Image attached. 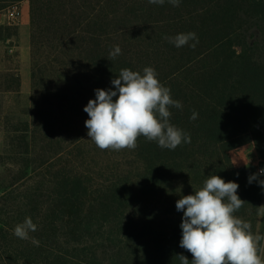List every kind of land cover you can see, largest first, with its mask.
Returning <instances> with one entry per match:
<instances>
[{"label":"trees","instance_id":"trees-1","mask_svg":"<svg viewBox=\"0 0 264 264\" xmlns=\"http://www.w3.org/2000/svg\"><path fill=\"white\" fill-rule=\"evenodd\" d=\"M23 1L0 0V12ZM28 1L31 119L9 124L0 148V264H180V254L191 264L176 201L213 174L238 183L234 215L257 234L264 175L249 177L264 169V0ZM189 32L198 42L180 48L164 38ZM10 35L18 28L0 25V40ZM145 67L182 103L170 123L191 142L169 150L141 136L135 149H99L84 107L96 89L115 90L121 69ZM2 79L0 92H20L18 74ZM26 217L38 246L13 234Z\"/></svg>","mask_w":264,"mask_h":264},{"label":"clouds","instance_id":"clouds-1","mask_svg":"<svg viewBox=\"0 0 264 264\" xmlns=\"http://www.w3.org/2000/svg\"><path fill=\"white\" fill-rule=\"evenodd\" d=\"M148 2L163 5L165 0ZM168 3L175 7L180 0H168ZM164 38L177 48L190 40L198 42L194 32ZM120 53L116 45L110 57L115 58ZM111 83L115 90L96 89V98L90 99L83 109L89 117L85 121L87 136L99 149H135L141 136L169 150L191 142L189 134L170 123V108H182V103L172 99L171 90L161 84L154 68L145 67L143 74L121 69ZM197 117L194 111L191 119ZM260 175H264V169L252 174L249 183ZM258 183L264 187V180ZM238 188V183L225 182L213 174L202 188L176 201L177 211H183L180 247L191 253V264H264L261 255L264 236L253 234L251 225L234 215L245 203L237 194ZM261 209L264 210V206ZM36 230L31 217H26L14 227L13 234L38 246L39 241L29 235ZM177 256L180 264H190L186 256Z\"/></svg>","mask_w":264,"mask_h":264},{"label":"rangeland","instance_id":"rangeland-1","mask_svg":"<svg viewBox=\"0 0 264 264\" xmlns=\"http://www.w3.org/2000/svg\"><path fill=\"white\" fill-rule=\"evenodd\" d=\"M28 6L25 13H23L22 8L16 9L12 6L0 13L7 14L9 11L14 12L9 22H5V17L1 15L0 25L12 24L18 28V36L15 37L10 35V39L0 40V83L3 81L2 76H5L7 72L18 74L21 82L19 93L0 92V148H2L4 144L6 129L9 124L18 121H29L31 119L32 60L31 10L29 1ZM24 26H26V28H23ZM7 34L8 33H5L4 36L7 37ZM257 36L264 48V28L260 32H257ZM65 83L72 90L79 87L77 82L72 79L66 80ZM254 156L255 155L248 153L245 155L242 162L244 164H250L254 161ZM1 171L2 168L0 167V172ZM262 206H264V197ZM257 234L264 236V210L261 212ZM261 244L264 245V241H261ZM261 255L264 256V249H262Z\"/></svg>","mask_w":264,"mask_h":264},{"label":"crops","instance_id":"crops-1","mask_svg":"<svg viewBox=\"0 0 264 264\" xmlns=\"http://www.w3.org/2000/svg\"><path fill=\"white\" fill-rule=\"evenodd\" d=\"M12 7H15L16 9L18 8H22V11H23V13H25V11H27V9H28V0H25V1H23V2H21L20 4H17V5H14V6H12ZM14 8V9H15ZM8 9V8H7ZM14 9H13V11H14ZM3 12V11H2ZM1 13V12H0ZM13 13L14 12H10L9 11V13H7V14H0V16L2 15V16H4L5 17V22H9V21H11V18H12V15H13ZM23 28H26V26H24ZM21 30V29H20Z\"/></svg>","mask_w":264,"mask_h":264}]
</instances>
